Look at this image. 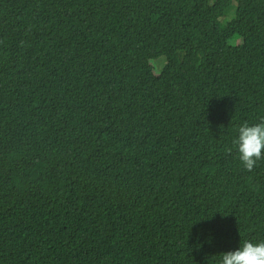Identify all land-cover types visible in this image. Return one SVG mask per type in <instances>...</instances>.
Listing matches in <instances>:
<instances>
[{
  "label": "trees",
  "instance_id": "16d2710c",
  "mask_svg": "<svg viewBox=\"0 0 264 264\" xmlns=\"http://www.w3.org/2000/svg\"><path fill=\"white\" fill-rule=\"evenodd\" d=\"M261 119L264 0H0V264L264 241V158L232 147Z\"/></svg>",
  "mask_w": 264,
  "mask_h": 264
},
{
  "label": "clouds",
  "instance_id": "9594fccd",
  "mask_svg": "<svg viewBox=\"0 0 264 264\" xmlns=\"http://www.w3.org/2000/svg\"><path fill=\"white\" fill-rule=\"evenodd\" d=\"M232 147L243 166L251 171L264 158V119L239 125ZM219 264H264V241H241L234 249L223 252Z\"/></svg>",
  "mask_w": 264,
  "mask_h": 264
},
{
  "label": "rangeland",
  "instance_id": "374dc122",
  "mask_svg": "<svg viewBox=\"0 0 264 264\" xmlns=\"http://www.w3.org/2000/svg\"><path fill=\"white\" fill-rule=\"evenodd\" d=\"M213 2H214V0H211L212 4H213ZM235 12H236V3L233 2L232 5L230 6L228 12L225 14V16L223 18L220 19L219 23L222 26H226L231 20L234 19ZM229 44L231 46H237V45L242 44V40L241 39L231 40V41H229ZM165 65H166V60L164 58H161V59L153 62L154 69L157 73H160L163 70Z\"/></svg>",
  "mask_w": 264,
  "mask_h": 264
}]
</instances>
